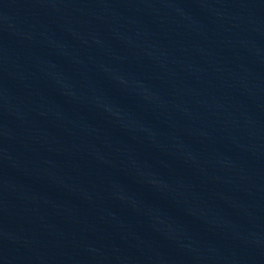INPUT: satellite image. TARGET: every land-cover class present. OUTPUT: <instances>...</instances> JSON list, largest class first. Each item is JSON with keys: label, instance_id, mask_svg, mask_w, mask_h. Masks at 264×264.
Wrapping results in <instances>:
<instances>
[{"label": "water", "instance_id": "1", "mask_svg": "<svg viewBox=\"0 0 264 264\" xmlns=\"http://www.w3.org/2000/svg\"><path fill=\"white\" fill-rule=\"evenodd\" d=\"M0 264H264V0H0Z\"/></svg>", "mask_w": 264, "mask_h": 264}]
</instances>
